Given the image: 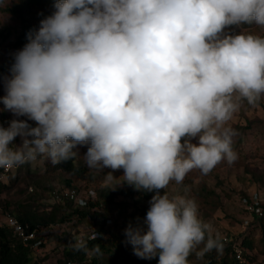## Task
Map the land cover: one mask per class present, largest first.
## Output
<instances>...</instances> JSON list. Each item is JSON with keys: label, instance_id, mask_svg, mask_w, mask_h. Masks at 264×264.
<instances>
[{"label": "clouds", "instance_id": "clouds-1", "mask_svg": "<svg viewBox=\"0 0 264 264\" xmlns=\"http://www.w3.org/2000/svg\"><path fill=\"white\" fill-rule=\"evenodd\" d=\"M54 8L4 77L3 110L36 126H0V167L39 155L55 165L90 143V169H123L120 177L106 173V186L151 192L182 183L194 168L207 174L234 161L226 125L240 101L264 95V38L225 29L264 26V0H56ZM149 204L147 229H125L136 256L189 264L193 251H222L194 200L157 191ZM73 247L102 255L84 240Z\"/></svg>", "mask_w": 264, "mask_h": 264}, {"label": "trees", "instance_id": "trees-1", "mask_svg": "<svg viewBox=\"0 0 264 264\" xmlns=\"http://www.w3.org/2000/svg\"><path fill=\"white\" fill-rule=\"evenodd\" d=\"M55 3L56 0L9 1L4 13L19 22L20 29L15 33L8 31L5 34V29L0 32V43L14 36L12 52H6L4 55L0 44V82L4 80V77L11 76L15 53L28 43V33L38 30L40 21L53 14ZM262 28L263 26L253 23L239 26L231 25L225 31H247L259 36ZM254 104L242 100L238 112L245 116ZM4 118L0 120V126L6 128L9 121ZM259 129L263 131L260 136L257 134ZM232 130L234 133L232 137V149L235 153L234 161L228 163L227 160H222L207 174H203L200 169H192L183 180L184 187L193 189L196 180L204 179L206 176L224 169H248L253 162L264 161V119H258V121L246 119L244 124L235 126ZM184 139L188 138H182V142ZM197 139L198 137L191 138L190 142L196 144ZM14 142L17 144L19 142L18 138H15ZM78 156L79 154L54 165L46 156L39 155L35 160L47 158L46 161L44 160L43 169L38 167L31 172L28 164L25 173L23 175L17 173L15 178L9 180L8 184L2 180L4 177H9L10 172H5L3 168H0V198L2 195L9 196L20 182L26 184L29 181L26 184L27 192H21L23 194L18 196L20 199L0 200V207L4 210V213L13 216L23 226L27 227L29 232L36 234V241L41 242L39 249L45 247L42 238L43 233L48 232V239L55 244L54 251L58 254L56 264H158V256L149 260L133 255V246L128 243L125 236V229L129 224L133 227L147 229L145 218L149 208L136 209L123 201H119V196L113 193L104 183L106 173L112 172L114 176L120 177L123 175V169H109L100 173L91 172L81 164ZM57 175L66 177V186L64 187L66 189L80 191L79 188L72 185L71 182L74 180L81 185L93 186L95 188L94 197L87 199L85 207H80L75 201L55 202L53 194L56 191H62V189L56 190L54 188L52 190L47 185L48 180L46 177ZM46 185L47 188H45ZM129 187L128 191L121 192L125 200H132L135 197L134 191L136 189L131 185ZM146 192L142 191L145 195ZM196 193L204 198L206 204L219 206V196L215 190L201 188ZM257 194L261 195L260 191ZM146 197L148 198V196ZM46 198L53 201L50 206H45L42 203ZM211 198H216V200L211 201ZM242 198L245 199L242 211L247 214L245 207L252 204L253 196L248 193L243 194ZM252 220V223L240 234L228 236L226 241L221 240L223 244L221 252L212 250L205 254L203 258H198L196 252L193 251L188 257L189 264H258L259 259L264 258V217H254ZM108 223L111 225L109 226ZM67 224H72L75 227L78 225L91 226L99 234V237L91 239L89 238L90 234L83 236L78 230L63 232L62 234L51 231L55 226ZM77 240H84L88 249L99 245L102 255L89 256L82 250H75L73 245ZM71 245L72 248H70ZM199 247L202 248L203 245ZM34 251L24 247L21 240L13 235L11 229L0 227V264H41L42 261L47 260L46 258L45 260H38L33 255ZM238 256H240V260L237 259Z\"/></svg>", "mask_w": 264, "mask_h": 264}, {"label": "rangeland", "instance_id": "rangeland-1", "mask_svg": "<svg viewBox=\"0 0 264 264\" xmlns=\"http://www.w3.org/2000/svg\"><path fill=\"white\" fill-rule=\"evenodd\" d=\"M10 0H0V32H3L5 29L6 32H18L20 29V24L16 20L12 19V17L6 13H4L5 8L9 5ZM230 35H236L240 33L244 34H251L247 31L237 32V31H225ZM253 35V34H252ZM259 37L264 38V26L260 31ZM13 38L11 36L9 40L1 42V49L3 54L5 55L6 52L13 51ZM6 95L3 81L0 82V98ZM259 102V103H258ZM256 104H254L250 111L245 114V116L241 115L238 111L235 112L232 116V119L228 122L226 127H230L231 129L235 126L240 124H244L245 120L251 121H258V119H264V95L258 100ZM4 105L2 100H0V120L2 118L8 119L10 122L12 119H22L27 120V122L32 125L36 126L34 121L28 120L26 116L16 117L11 111L3 110ZM4 116V117H3ZM257 134L260 136L263 134L262 129L257 131ZM19 142L15 144L13 141V145L19 146L22 143L21 137L17 136ZM199 143V138L196 141V144ZM89 144L78 145L74 151L79 153L78 159L80 160L81 164L88 168L91 172L100 173V171H96L90 169L84 159V154L87 152ZM47 158H44L46 161ZM44 160H32L27 162L23 165L14 166L10 169V176L4 177L3 182L6 184L9 183V180L15 178L16 174H24L26 165H30L31 172L35 168H44ZM104 170H109V168H105ZM216 174V175H215ZM213 175H208L204 179H198L194 183V188H188L183 186V182L177 184L175 181L170 182L167 188L160 189V190H153L151 192L147 191L146 195L142 193V191H134V199L125 200L121 192H126L130 188L127 183H123L112 190L113 193L119 196V201H123L126 204L132 206V208H142V207H150L149 201L151 198L156 195V192L159 191L160 195L167 194L169 198L173 196L180 195L187 199L194 200L198 206V216L199 218L212 225L213 233H218L221 237V240L226 241L228 236L231 235H238L244 231V229L252 223V218L248 214L243 213V207L245 203V199L242 198L243 194L249 195H256L259 191L261 193L262 199H264V161L258 160L255 161L249 166L248 169H224L221 170ZM122 176V175H121ZM29 177V176H28ZM48 180L47 185L52 188L62 189L66 186V177L62 176H55V177H46ZM29 180V178H28ZM29 181L26 182V184ZM119 182V181H117ZM72 185L79 188L80 192L83 194L85 198H93L94 197V190L93 186H85L81 185L78 181L71 182ZM25 182H20L16 189L9 195H2L0 200H17L20 199L19 194H23L27 192ZM47 185L45 188H47ZM110 188V186H107ZM201 188H206L208 190L213 189L216 191V194L219 196V206H212L205 203L203 197L199 196L196 192L200 191ZM30 189V188H29ZM28 189V191H29ZM23 192V193H21ZM257 192V193H256ZM46 194V193H45ZM259 195V194H257ZM148 196V198L146 197ZM260 196V195H259ZM216 200V198H211V201ZM244 201V202H243ZM53 201L50 199H45L42 203L45 206H50ZM4 210L0 207V227L4 226ZM110 226L111 224L108 223ZM94 229L88 225H81V226H74L72 224H67L63 226H55L53 233L62 234L63 232H73L78 230L81 235H88L93 232ZM49 233H43V244L45 245L42 249H37L33 252V255L38 260H47L42 261L41 264H56L57 260V252L54 251L55 244L50 242L48 239ZM133 255L134 252H132ZM136 256V255H135ZM138 257V256H136ZM258 264H264V258H260Z\"/></svg>", "mask_w": 264, "mask_h": 264}, {"label": "built area", "instance_id": "built-area-1", "mask_svg": "<svg viewBox=\"0 0 264 264\" xmlns=\"http://www.w3.org/2000/svg\"><path fill=\"white\" fill-rule=\"evenodd\" d=\"M3 168L5 172H9L12 168ZM53 200L57 203H60L64 200L75 201L78 203L80 207H85L87 205V198L83 196V194L78 191L77 189H66L62 188V191H56L53 194ZM264 199H262L261 195H254L252 198V204H249L245 207L247 214L251 216V218L264 217ZM4 219V226L11 229L13 235L21 240L24 247L30 248L32 250L39 249L41 242L36 241V234L33 232H29L27 227L23 226L16 218L5 213L3 216ZM91 239H95L93 237V232L89 235ZM99 237V236H98ZM72 248V245L70 246ZM240 260V256L237 257Z\"/></svg>", "mask_w": 264, "mask_h": 264}]
</instances>
